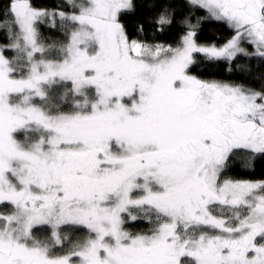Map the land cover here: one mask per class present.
<instances>
[{
    "label": "snow or ice",
    "instance_id": "1",
    "mask_svg": "<svg viewBox=\"0 0 264 264\" xmlns=\"http://www.w3.org/2000/svg\"><path fill=\"white\" fill-rule=\"evenodd\" d=\"M181 6L151 5L175 46L129 36L135 0L0 9V264H264V180L221 179L264 157V83L188 73L197 54L264 61V0ZM207 21L222 46L197 42Z\"/></svg>",
    "mask_w": 264,
    "mask_h": 264
},
{
    "label": "trees",
    "instance_id": "2",
    "mask_svg": "<svg viewBox=\"0 0 264 264\" xmlns=\"http://www.w3.org/2000/svg\"><path fill=\"white\" fill-rule=\"evenodd\" d=\"M31 4L38 8L55 9L63 6V0H30ZM137 8L135 13L128 14L123 18V22L127 28L131 38L143 40L147 43H164L175 46L179 40L182 29L178 25H173L164 32H158L152 25L151 18L158 11L157 8L151 7L157 0H135ZM175 7L177 19L185 14L186 8L182 7L183 0H170ZM8 3V0H0V9H3ZM202 14V13H200ZM143 23L144 32H137V25ZM192 23H195V16L192 17ZM38 30L42 34L45 42H51L52 38H60L59 30H51L46 25H38ZM232 35V32L223 24L207 21L204 22L198 30L196 40L199 44L222 46ZM4 42L3 34H0V43ZM11 56L12 53H7ZM251 69L249 71L248 69ZM227 61H208L202 54H197L196 63L190 66L188 73L202 80H218L230 83H242L252 85L259 88L261 81L259 77L264 75V61L253 59L246 60L244 57H239L231 64V71L228 70ZM221 179L233 180H264V157L257 156L255 159L254 168L245 166L241 157H234L229 164L228 169L224 172ZM2 211H9L7 206L2 207ZM124 227L132 233L147 232L151 225L145 220L128 221Z\"/></svg>",
    "mask_w": 264,
    "mask_h": 264
},
{
    "label": "flooded vegetation",
    "instance_id": "3",
    "mask_svg": "<svg viewBox=\"0 0 264 264\" xmlns=\"http://www.w3.org/2000/svg\"><path fill=\"white\" fill-rule=\"evenodd\" d=\"M2 207H3V206H0V213H4V212L2 211Z\"/></svg>",
    "mask_w": 264,
    "mask_h": 264
},
{
    "label": "rangeland",
    "instance_id": "4",
    "mask_svg": "<svg viewBox=\"0 0 264 264\" xmlns=\"http://www.w3.org/2000/svg\"><path fill=\"white\" fill-rule=\"evenodd\" d=\"M247 46V45H246ZM249 50H251V47L249 46Z\"/></svg>",
    "mask_w": 264,
    "mask_h": 264
}]
</instances>
